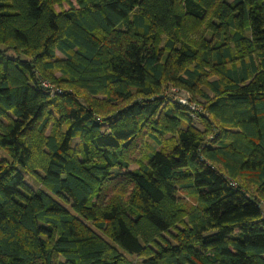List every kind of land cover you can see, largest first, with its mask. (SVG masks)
I'll list each match as a JSON object with an SVG mask.
<instances>
[{
	"label": "trees",
	"instance_id": "obj_1",
	"mask_svg": "<svg viewBox=\"0 0 264 264\" xmlns=\"http://www.w3.org/2000/svg\"><path fill=\"white\" fill-rule=\"evenodd\" d=\"M263 206L264 0H0V264H264Z\"/></svg>",
	"mask_w": 264,
	"mask_h": 264
},
{
	"label": "built area",
	"instance_id": "obj_2",
	"mask_svg": "<svg viewBox=\"0 0 264 264\" xmlns=\"http://www.w3.org/2000/svg\"><path fill=\"white\" fill-rule=\"evenodd\" d=\"M45 84V86H50V84L49 83H47V82H45L44 83ZM172 92L173 93H175V95H174V98L175 99H177L179 102H181V103H183V104H187V105H189L190 106V109L193 111V115L195 116L196 114H197V112H200L202 109H201V107L199 106V105H197V103H195V102H190L188 99H187V96H185V92H183V91H179L178 89H172ZM177 93H180V94H182V93H184V96H185V98H183L182 96H180V94H179V96H177ZM196 117V116H195Z\"/></svg>",
	"mask_w": 264,
	"mask_h": 264
},
{
	"label": "rangeland",
	"instance_id": "obj_3",
	"mask_svg": "<svg viewBox=\"0 0 264 264\" xmlns=\"http://www.w3.org/2000/svg\"><path fill=\"white\" fill-rule=\"evenodd\" d=\"M179 94L180 93H177V96H179ZM180 96H182L183 98H185V96H186V94H185V96H184V93H182V94H180ZM137 154H138V152H137ZM131 167L132 168H135V167H137L136 166V164H133V165H131ZM188 201V200H187ZM263 209H264V206H263ZM130 259H134L135 261H141L142 259L141 258H138V257H134V256H128Z\"/></svg>",
	"mask_w": 264,
	"mask_h": 264
}]
</instances>
